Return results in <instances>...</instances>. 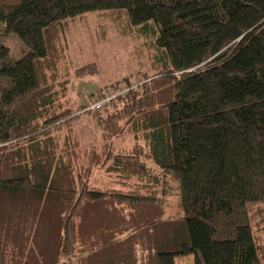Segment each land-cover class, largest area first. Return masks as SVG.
I'll return each mask as SVG.
<instances>
[{
	"label": "trees",
	"instance_id": "1",
	"mask_svg": "<svg viewBox=\"0 0 264 264\" xmlns=\"http://www.w3.org/2000/svg\"><path fill=\"white\" fill-rule=\"evenodd\" d=\"M90 14L134 41L142 81L73 111L98 67L65 41ZM100 169L119 187L92 186ZM263 212L264 0H0V264H264Z\"/></svg>",
	"mask_w": 264,
	"mask_h": 264
},
{
	"label": "rangeland",
	"instance_id": "2",
	"mask_svg": "<svg viewBox=\"0 0 264 264\" xmlns=\"http://www.w3.org/2000/svg\"><path fill=\"white\" fill-rule=\"evenodd\" d=\"M86 21L71 26L67 32L65 47L71 50L72 61L79 65L87 62L97 64L98 72L91 77L72 78L70 81L71 109L80 110L86 101L99 96L98 92H103L106 87L117 84L125 78L129 79L128 85L141 83V74L138 70V57L133 40H128L125 36L112 34L105 40L106 33L102 32L95 16L90 14L85 16ZM2 42L10 50L14 59L20 58L25 49L21 41L11 34L2 39ZM76 64V65H77ZM144 69V67H141ZM123 85L124 83L121 82ZM138 87V86H137ZM114 101V100H113ZM112 102V101H111ZM110 102V103H111ZM81 130L90 132L91 137L97 134L93 122L85 118L80 123ZM116 142L117 149H129L134 144L144 145V141L132 139L131 137H119L112 140ZM164 188L168 197L165 200V211L167 215H176L180 212L177 205L176 184L171 176H165ZM90 184L94 187H119L117 178L114 174L108 173L103 169L95 170ZM264 215V212L262 213ZM258 240L264 244V227L256 231ZM195 256L193 253L181 254L174 257V264H194Z\"/></svg>",
	"mask_w": 264,
	"mask_h": 264
},
{
	"label": "built area",
	"instance_id": "3",
	"mask_svg": "<svg viewBox=\"0 0 264 264\" xmlns=\"http://www.w3.org/2000/svg\"><path fill=\"white\" fill-rule=\"evenodd\" d=\"M139 84L132 83L130 85L123 84L118 88H107L97 97L91 100H87L83 110H88L90 112H96L109 105L111 101L115 100L118 96L123 95L129 90H135Z\"/></svg>",
	"mask_w": 264,
	"mask_h": 264
}]
</instances>
